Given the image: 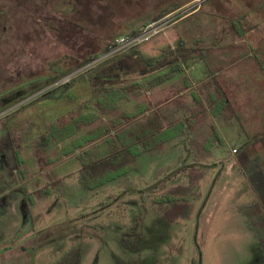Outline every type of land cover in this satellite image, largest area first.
<instances>
[{
    "label": "rangeland",
    "instance_id": "374dc122",
    "mask_svg": "<svg viewBox=\"0 0 264 264\" xmlns=\"http://www.w3.org/2000/svg\"><path fill=\"white\" fill-rule=\"evenodd\" d=\"M225 2L229 0L211 1L178 27L170 23L137 46L158 56L181 38L190 49L184 72L149 94L154 102L162 101L159 108H165L167 122L193 107L192 89L206 100L205 92L214 91L220 81L214 41L224 36L211 7ZM183 4V0H0V264H264V169L251 170L254 161L255 166L264 165L258 159L264 158V111L251 109L250 95H228L227 113L206 117L173 148L143 154L132 172L96 190L83 188L77 155L86 149L95 158L107 156V138L57 161L58 149L39 152L30 143L53 119L68 117L76 105L43 96L119 52L46 86L50 77L73 69L101 53L113 38L161 20ZM174 17L163 20L174 22ZM187 79L194 87L177 94ZM205 84L213 89H204ZM76 94L80 102L91 97L81 85ZM169 96L173 101L165 103ZM144 98L133 95L121 111L136 108ZM118 115L112 113L105 120L109 123ZM213 126L225 144L199 155ZM16 149L26 161L22 168L16 166ZM195 163L200 167L195 173L203 175L202 197L190 199L191 217L162 219L154 199L186 184L188 168ZM20 169L26 176L23 182ZM48 189L53 193L46 194Z\"/></svg>",
    "mask_w": 264,
    "mask_h": 264
},
{
    "label": "trees",
    "instance_id": "16d2710c",
    "mask_svg": "<svg viewBox=\"0 0 264 264\" xmlns=\"http://www.w3.org/2000/svg\"><path fill=\"white\" fill-rule=\"evenodd\" d=\"M114 39L108 42L101 53L81 62L73 69L66 68L55 77H50L46 86L111 53L114 50ZM189 51L183 41L168 45L158 56L146 54L136 46L91 65L79 76L69 79L43 96V99L50 101L76 102V105L68 113V117L53 119L43 134L34 138L33 134H27L33 138L30 143H34L39 152L47 153L58 149V156L54 160L57 161L71 157L87 145L107 138L110 147L107 156L95 158L92 152L86 149L77 155L81 162V184L85 190H96L126 176L135 169L137 159L143 154L175 147L174 143L189 136L203 119L208 116L217 118L231 109V103L218 83L214 91H204L208 94L204 100L199 91L192 89L194 83L187 79L177 88V94L192 89L195 104L179 119L167 122L165 108H159L162 101L154 102L149 94L164 83L174 81L177 74L184 72ZM80 85L91 92V97L81 102L76 94ZM211 88L213 89L210 84L204 85V89ZM133 95L137 99L143 96L145 98L137 103L136 108L121 111L122 104L131 101ZM171 101V96L165 99V103ZM116 112H119V115L107 123L106 117ZM212 128V135L199 155H202V152L209 153L218 144H225L216 126ZM8 132L10 133V129ZM13 152L16 166L22 168L26 161L21 151L16 149ZM199 168L198 164H191L186 184L179 185L154 199L162 219L176 222L191 217L194 203L190 199L202 197L200 180L203 175L195 173ZM20 173L23 182L25 172L20 169ZM56 183L61 184L62 180H57ZM45 193L52 194L53 191L48 189ZM29 199L32 201V198Z\"/></svg>",
    "mask_w": 264,
    "mask_h": 264
},
{
    "label": "crops",
    "instance_id": "0c3cea01",
    "mask_svg": "<svg viewBox=\"0 0 264 264\" xmlns=\"http://www.w3.org/2000/svg\"><path fill=\"white\" fill-rule=\"evenodd\" d=\"M183 1V5L162 15L161 20L175 16L174 22L173 18H170L171 23L178 27L182 23L181 20L186 21L200 13L205 4L214 0ZM187 10L188 12L185 13ZM211 11L212 14L218 16L214 20L221 26L224 36L214 41V47L218 48L220 64L218 84L221 91L226 96L250 95L251 109L254 112L264 111V0H229L216 7L212 6ZM216 22L213 21V23ZM147 24L150 22L138 26L128 36L139 32ZM179 42L181 38L175 45ZM261 146L264 149V144ZM258 159L259 161L264 160L263 157ZM255 163L256 161L251 163V170L264 169V165L255 166ZM261 175L264 181V173ZM251 177V183L256 185L258 181L254 178V173L253 175L251 173Z\"/></svg>",
    "mask_w": 264,
    "mask_h": 264
},
{
    "label": "built area",
    "instance_id": "2783aa9c",
    "mask_svg": "<svg viewBox=\"0 0 264 264\" xmlns=\"http://www.w3.org/2000/svg\"><path fill=\"white\" fill-rule=\"evenodd\" d=\"M170 23L171 19L161 20L158 22L147 24L139 32L131 36H118L113 41V51L120 52L146 43L150 41L155 35H157L164 27H167Z\"/></svg>",
    "mask_w": 264,
    "mask_h": 264
}]
</instances>
